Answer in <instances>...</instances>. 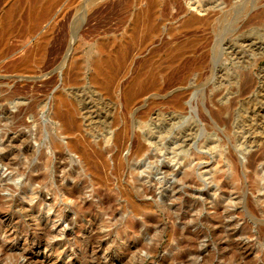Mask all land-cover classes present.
Here are the masks:
<instances>
[{"label": "rangeland", "instance_id": "1", "mask_svg": "<svg viewBox=\"0 0 264 264\" xmlns=\"http://www.w3.org/2000/svg\"><path fill=\"white\" fill-rule=\"evenodd\" d=\"M263 10L264 0H0V213L21 226L14 247L29 217L13 213L36 210L53 244L36 255L49 264H264V17L248 24ZM189 15L219 21L185 27ZM99 57L115 67L104 89L92 81ZM71 110L93 117L87 171L67 136L60 160L47 145L54 112ZM47 160V180L27 184ZM54 176L76 196H55ZM75 209L90 234L64 221Z\"/></svg>", "mask_w": 264, "mask_h": 264}, {"label": "bare ground", "instance_id": "2", "mask_svg": "<svg viewBox=\"0 0 264 264\" xmlns=\"http://www.w3.org/2000/svg\"><path fill=\"white\" fill-rule=\"evenodd\" d=\"M123 2V0H122ZM129 2V1H128ZM127 4V3H126ZM131 5V4H130ZM133 5V4H132ZM263 5V4H262ZM196 10L201 13L204 10L202 9V7L197 6L195 7ZM228 14V13H227ZM46 17V16H45ZM150 17V16H149ZM229 16L227 15H218V18H228ZM256 17V18H255ZM254 18H252L249 23H255L257 22V20H259L261 17H264V10L256 15ZM217 18H208L207 22L204 21V19L198 18L197 15H189L186 20H185V27H196L198 24L200 23H207V25H210V23L212 22L211 20H216ZM226 19H222V21H224V24L227 23L228 21H226ZM230 19V18H229ZM152 20V18H148V22H150ZM218 20V19H217ZM216 20V21H217ZM42 21V20H40ZM66 21V20H65ZM219 21V20H218ZM215 23V22H214ZM223 24V25H224ZM247 24V25H248ZM217 25V24H216ZM219 25V24H218ZM217 25V28H218ZM225 26V25H224ZM221 27V26H220ZM226 27V26H225ZM219 29V28H218ZM229 29V28H228ZM227 29V30H228ZM213 30V29H212ZM216 30V29H215ZM223 30V29H222ZM28 31V30H27ZM219 31V30H216ZM63 32V31H62ZM61 32V33H62ZM211 32V31H210ZM57 33V32H56ZM65 35V33H63ZM62 34V35H63ZM70 34V33H69ZM203 34V33H202ZM63 35V36H64ZM71 35V34H70ZM216 36V35H215ZM67 37V36H66ZM34 38V37H33ZM68 38V37H67ZM216 38V37H215ZM218 38V36H217ZM68 39H71L70 36ZM61 40V39H60ZM69 42V41H68ZM66 42V44L68 43ZM65 43V42H64ZM72 43V42H71ZM68 45V44H67ZM70 45V44H69ZM57 46V45H56ZM24 47V46H23ZM30 47V46H29ZM48 48V47H47ZM54 48V47H53ZM57 48V47H56ZM66 48V47H65ZM191 46L189 47L187 46H182L178 49V52L176 54L175 57H178L181 55V53L185 52L187 49H190ZM52 49V48H50ZM33 48L29 49L28 54L26 55V57L23 59V61H26L29 59L30 55L33 52ZM10 51V50H9ZM54 51V50H53ZM57 51V50H56ZM55 51V52H56ZM54 52V53H55ZM58 52V51H57ZM24 53V52H23ZM24 55V54H23ZM198 56V55H197ZM40 57V56H39ZM65 59V58H64ZM66 60V59H65ZM65 60H63L64 62H66ZM60 62V61H59ZM62 62V61H61ZM63 62V63H64ZM48 63V62H47ZM172 63V62H171ZM93 64V74H92V81L93 83H95L96 85H98L99 87H101L102 89L107 88L109 80L111 75H113L115 73V67H113V65L110 62H107L105 59H103L102 57L93 59L92 61ZM197 64V63H196ZM45 68V67H44ZM42 70V69H41ZM44 71V70H43ZM248 78V77H247ZM263 82H264V78ZM75 80V79H74ZM260 81V80H259ZM262 81V80H261ZM260 81V82H261ZM49 82V81H48ZM140 83L139 77L138 79L136 78L134 83ZM64 84V83H63ZM257 85V84H256ZM253 87V82L252 80H248L245 84V88L244 91L245 92H249ZM48 88V87H47ZM258 88V87H257ZM261 90V89H260ZM263 90V88H262ZM253 91V90H252ZM244 94V92H243ZM136 95V92L134 90H129L126 93V104L127 106H130L133 104V99ZM40 96V95H39ZM254 96V95H253ZM264 96V95H263ZM11 96L9 95V98ZM60 101L64 104H67L69 101L66 97H60ZM176 104L177 106L180 105V100H176ZM26 109L22 110V113H24ZM253 111V110H252ZM98 114V113H97ZM252 116V115H251ZM96 118V117H95ZM35 120V119H34ZM52 120L54 121H58L59 125L56 128V133L52 134L49 131V128L46 126L47 129V133L49 137V142H47L48 147L51 149V152L53 154V156L55 157V159L60 160L62 158L61 153H59L58 151L63 147V143L60 141V136H67L69 138V140L66 143V148H68L70 151L77 153L80 158L83 160V168L87 171L90 169V165L92 166V162L91 161V155L89 153V150L86 147V138L90 132L89 129H92V120L93 117L90 115H81V117H76L74 115V113L72 112H66V113H61L60 111H55L52 117ZM82 121H84V123L86 125H84V123L82 124ZM44 122V121H43ZM50 122L53 124V121L50 120ZM87 122V123H86ZM83 125L85 127V129H83ZM90 127V128H89ZM31 130V129H30ZM82 133L83 134V138L84 140L80 139L76 134L77 133ZM46 135L47 133L44 132ZM46 137V136H45ZM46 137V139H47ZM43 139H44V134L43 132L40 130L39 135H38V141L40 142V144H43ZM13 142V140H12ZM16 144V143H15ZM39 145V144H38ZM10 148V147H9ZM30 150H28L27 152L29 153ZM30 154H32V152H30ZM33 155V154H32ZM41 155L44 156V152H41ZM93 155V154H92ZM257 155V154H256ZM17 156V155H16ZM28 156V155H27ZM253 156V155H252ZM5 154L0 155V162L5 160ZM52 157V158H54ZM251 158V157H250ZM261 158V157H259ZM8 159V158H7ZM54 160V159H53ZM241 160V159H240ZM257 160V159H256ZM255 159L250 161L249 167L253 166L255 161ZM33 162V161H32ZM12 159L9 158V167L12 166ZM61 163V162H60ZM241 163V162H240ZM57 165V164H56ZM48 167H50V160L48 161H42L40 162V164H37L34 166V168L31 170L32 172L35 171L36 169L38 170H42V169H46L45 172H43L42 174L39 175H32V174H27L26 176V181L27 184L30 185H34L35 183L39 182V183H44L47 178L51 175L50 172L48 173ZM62 167V166H61ZM52 168V167H51ZM254 168V167H253ZM242 169V168H241ZM50 174V175H49ZM88 174V173H87ZM18 175H21V173L19 172ZM63 178V177H62ZM66 178V177H65ZM54 179L56 180V185L53 188H49V190L52 189V193H54L55 196L60 194H65L68 196L69 198H73L76 196L77 194V190L76 188L71 185H65V184H61L60 179L57 180V178ZM66 180V179H65ZM68 181V180H67ZM70 181V180H69ZM78 182V181H77ZM53 184V182H52ZM47 188V187H46ZM172 188V185H171ZM132 189V188H131ZM20 190V189H19ZM26 193H28V190L25 188L23 189ZM36 194L38 195V198L40 199V201H46L45 198V193L44 190H39L38 192H36ZM136 195V194H135ZM135 197V196H134ZM51 202V201H50ZM155 203V202H154ZM20 206V205H19ZM22 207H24L22 205ZM73 209V208H72ZM9 210V209H8ZM21 210V209H20ZM73 211V210H72ZM75 213L70 214V213H65L64 216V221H66L68 223V225L73 229L76 227L78 228H82L84 229V235L86 233H89L91 230H88L84 227V225H82L81 223L76 224L74 222V218L73 219V215H76L77 218L80 217L81 212L78 210H74ZM55 212L57 213H61L62 211L60 210H56ZM13 214H17L18 218L24 219L25 217H29V220H24L25 221V227H23L25 229V234L29 235V239H24L23 243H22V247L20 249H17L14 247V243L19 240L18 239V231L19 228L21 227L19 224H12L11 219L9 218L8 220H4L2 213H0V234H4L5 233V238L0 242V264H49L48 260L45 259H41L39 258L36 253L37 251H41L42 249L44 250H48L49 248L53 247V244L51 243L50 240V235L51 232L50 230L45 226V222L48 220V218L46 217V215L44 213H41L40 211H18V213H13ZM251 214V213H250ZM120 215V214H119ZM118 215V216H119ZM121 217V216H119ZM88 218V217H87ZM253 218V217H252ZM18 220V219H17ZM87 220V219H86ZM91 220V219H89ZM262 220V219H261ZM220 223V220H218ZM15 222V221H14ZM93 225V229H95V224ZM117 227V225H116ZM131 228V230L136 231V227L137 224L132 223L131 226H129ZM89 228V227H88ZM108 229V228H107ZM128 229V228H127ZM114 233V232H113ZM90 234V233H89ZM88 236V235H87ZM112 237V236H111ZM115 237V236H114ZM28 238V237H27ZM79 238V237H78ZM85 238V236H84ZM89 239V237H88ZM101 239V238H100ZM71 241V246H74L75 241H73V239H70ZM68 240V241H70ZM102 240V239H101ZM82 244H84L87 247H91V244L89 241L85 240V239H81ZM95 243L97 241H94ZM93 242V243H94ZM54 243V242H53ZM114 243V242H113ZM228 243L230 245H232V247L235 249L237 247V244L232 243L231 238H229ZM97 245V244H96ZM113 245V244H111ZM68 246V245H67ZM96 248V247H95ZM132 248V247H131ZM110 248H108L109 250ZM85 250V249H84ZM110 251V250H109ZM119 251V250H118ZM99 252V251H98ZM114 252V250H113ZM96 250L91 247V252L90 255L91 257H94L96 254ZM115 253V252H114ZM195 252L190 253V255L187 256H193ZM110 254V253H109ZM122 253H118V256H122ZM113 256V255H112ZM186 257V256H185ZM183 255L178 256L175 258V260L179 261L185 258ZM21 258L25 260V262L21 261ZM41 259V260H40ZM123 260V257L120 258ZM214 262V261H213ZM129 263V262H128ZM78 264V263H77ZM81 264V263H80Z\"/></svg>", "mask_w": 264, "mask_h": 264}]
</instances>
